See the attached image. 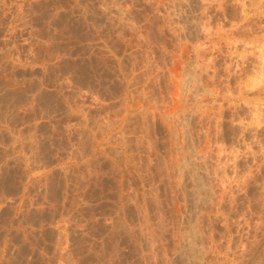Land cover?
Wrapping results in <instances>:
<instances>
[{"label": "rangeland", "instance_id": "rangeland-1", "mask_svg": "<svg viewBox=\"0 0 264 264\" xmlns=\"http://www.w3.org/2000/svg\"><path fill=\"white\" fill-rule=\"evenodd\" d=\"M66 156L60 264H264V0H0V203Z\"/></svg>", "mask_w": 264, "mask_h": 264}, {"label": "crops", "instance_id": "crops-1", "mask_svg": "<svg viewBox=\"0 0 264 264\" xmlns=\"http://www.w3.org/2000/svg\"><path fill=\"white\" fill-rule=\"evenodd\" d=\"M27 179L40 180L32 185L29 183L23 189L21 208L23 207L24 222H16L15 212L20 209L19 200L12 198L10 201L0 203V211H11V218L6 220L8 233L0 238V264H60L61 261L70 263L74 253V237L72 234H62L65 219L56 222H26L27 214L31 212H45L52 207L54 199L45 201L46 188L43 180L62 178L66 181L73 178V157H59L57 160L36 165L35 161L29 162ZM73 167V168H72ZM63 187V186H62ZM63 187L62 195L67 193ZM49 192V188H48ZM60 203H64L63 200ZM21 227L23 234L17 236L15 228ZM53 233V234H51Z\"/></svg>", "mask_w": 264, "mask_h": 264}]
</instances>
